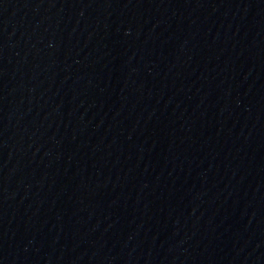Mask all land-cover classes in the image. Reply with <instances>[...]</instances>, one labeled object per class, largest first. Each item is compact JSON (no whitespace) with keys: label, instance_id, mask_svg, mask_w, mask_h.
Segmentation results:
<instances>
[{"label":"water","instance_id":"95a60500","mask_svg":"<svg viewBox=\"0 0 264 264\" xmlns=\"http://www.w3.org/2000/svg\"><path fill=\"white\" fill-rule=\"evenodd\" d=\"M0 264H264V0L3 8Z\"/></svg>","mask_w":264,"mask_h":264}]
</instances>
